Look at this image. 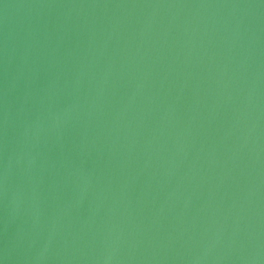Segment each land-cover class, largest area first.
<instances>
[{"label":"water","instance_id":"obj_1","mask_svg":"<svg viewBox=\"0 0 264 264\" xmlns=\"http://www.w3.org/2000/svg\"><path fill=\"white\" fill-rule=\"evenodd\" d=\"M0 264H264V0H0Z\"/></svg>","mask_w":264,"mask_h":264}]
</instances>
